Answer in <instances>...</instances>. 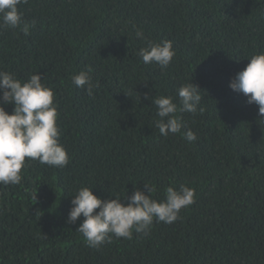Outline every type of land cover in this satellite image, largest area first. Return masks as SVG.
<instances>
[{"label": "trees", "instance_id": "trees-1", "mask_svg": "<svg viewBox=\"0 0 264 264\" xmlns=\"http://www.w3.org/2000/svg\"><path fill=\"white\" fill-rule=\"evenodd\" d=\"M18 9L31 30L0 27V71L22 81L39 74L53 90L69 163L26 159L21 183L0 185V264H264V122L229 87L264 51V0H27ZM161 40L176 53L169 66L142 63L139 49ZM89 68L91 96L72 83ZM190 82L204 111L179 115L196 142H146L145 95L178 102ZM144 183L157 201L185 185L195 202L171 225L154 221L147 236L99 249L76 232L83 217L66 223L80 188L123 199L149 195Z\"/></svg>", "mask_w": 264, "mask_h": 264}, {"label": "clouds", "instance_id": "clouds-1", "mask_svg": "<svg viewBox=\"0 0 264 264\" xmlns=\"http://www.w3.org/2000/svg\"><path fill=\"white\" fill-rule=\"evenodd\" d=\"M21 3H27V0H0V27L28 35L31 29L22 20L18 9ZM133 29L136 39L146 40L142 29L135 25ZM175 55L170 40L148 41L137 53L142 63L156 64L161 69L167 68ZM248 61L244 70L231 79L229 87L243 94L247 104L256 105L258 121L264 122V51L254 54ZM90 72L89 68L72 77L73 85L85 90L89 96L98 86L93 83ZM200 93L198 86L190 82L177 90L178 102H174V95H145L144 99L152 104L147 110L152 118L144 130L138 129L141 134L150 130L145 141L160 148H166L170 140L194 144L197 137L179 114H195L198 110L202 113ZM9 105L14 106L12 114L5 110ZM57 119L54 92L43 83L39 74H32L22 81L12 72L0 71V185H19L26 159L55 168L67 166L69 157L60 143ZM144 187L149 195L136 189L130 197L116 196L107 200L94 195L93 189L82 187L72 196L66 223L76 224L83 217L76 232L83 236L89 248L99 249L104 243H111L113 237L131 240L134 232L147 236L154 221L171 225L181 219V210L195 202L194 189L185 185L178 189L167 187L162 201L152 198L154 189L148 183H144ZM36 197L37 194L33 197L35 201ZM122 201H127V206Z\"/></svg>", "mask_w": 264, "mask_h": 264}]
</instances>
